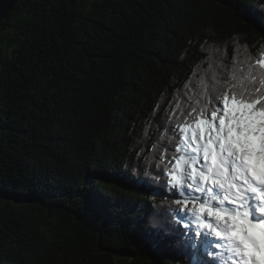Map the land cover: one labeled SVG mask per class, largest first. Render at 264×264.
I'll list each match as a JSON object with an SVG mask.
<instances>
[{
    "label": "trees",
    "instance_id": "16d2710c",
    "mask_svg": "<svg viewBox=\"0 0 264 264\" xmlns=\"http://www.w3.org/2000/svg\"><path fill=\"white\" fill-rule=\"evenodd\" d=\"M234 4L17 3L0 25V264H156L141 242L153 224L142 204L161 200L123 178L133 124L173 78L195 71L205 41L264 46ZM96 193L112 206L105 219L86 211Z\"/></svg>",
    "mask_w": 264,
    "mask_h": 264
},
{
    "label": "snow or ice",
    "instance_id": "6c2138e0",
    "mask_svg": "<svg viewBox=\"0 0 264 264\" xmlns=\"http://www.w3.org/2000/svg\"><path fill=\"white\" fill-rule=\"evenodd\" d=\"M234 7L264 31V5ZM131 134L123 178L161 200L142 204L153 224L141 242L156 264L176 255L185 264H264V46L229 52L205 41L195 71L166 84ZM111 208L96 193L86 211L101 220Z\"/></svg>",
    "mask_w": 264,
    "mask_h": 264
},
{
    "label": "water",
    "instance_id": "95a60500",
    "mask_svg": "<svg viewBox=\"0 0 264 264\" xmlns=\"http://www.w3.org/2000/svg\"><path fill=\"white\" fill-rule=\"evenodd\" d=\"M19 1L20 0H0V3H3L7 8V14L0 18V25L2 22L6 21L10 17V14L15 9Z\"/></svg>",
    "mask_w": 264,
    "mask_h": 264
}]
</instances>
